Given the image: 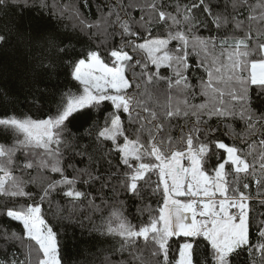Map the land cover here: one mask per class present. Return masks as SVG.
I'll return each instance as SVG.
<instances>
[{
	"label": "snow or ice",
	"instance_id": "snow-or-ice-1",
	"mask_svg": "<svg viewBox=\"0 0 264 264\" xmlns=\"http://www.w3.org/2000/svg\"><path fill=\"white\" fill-rule=\"evenodd\" d=\"M25 11L64 82L0 110V264H69L70 228L108 243L84 264H264V0H0Z\"/></svg>",
	"mask_w": 264,
	"mask_h": 264
},
{
	"label": "trees",
	"instance_id": "trees-1",
	"mask_svg": "<svg viewBox=\"0 0 264 264\" xmlns=\"http://www.w3.org/2000/svg\"><path fill=\"white\" fill-rule=\"evenodd\" d=\"M6 24L12 28L14 37L9 43L0 45V110L15 107L40 116L41 109L52 106L56 85L64 82V77H42L37 85V78L31 71V55L26 40L19 37L24 34H47L62 26L37 11H25L15 17L0 15V29ZM37 88L46 89L43 97ZM64 243L69 264H84L90 253L108 247L104 238L89 236L86 230L79 228L68 229Z\"/></svg>",
	"mask_w": 264,
	"mask_h": 264
}]
</instances>
